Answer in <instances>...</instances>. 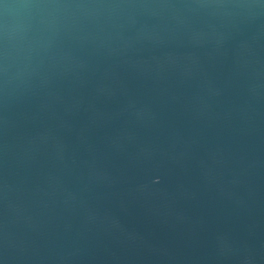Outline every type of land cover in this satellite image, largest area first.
<instances>
[{
	"label": "water",
	"instance_id": "1",
	"mask_svg": "<svg viewBox=\"0 0 264 264\" xmlns=\"http://www.w3.org/2000/svg\"><path fill=\"white\" fill-rule=\"evenodd\" d=\"M0 264H264V0H0Z\"/></svg>",
	"mask_w": 264,
	"mask_h": 264
}]
</instances>
